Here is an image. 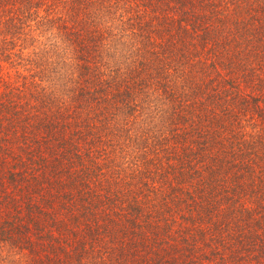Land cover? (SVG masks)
<instances>
[{
  "label": "trees",
  "instance_id": "1",
  "mask_svg": "<svg viewBox=\"0 0 264 264\" xmlns=\"http://www.w3.org/2000/svg\"><path fill=\"white\" fill-rule=\"evenodd\" d=\"M0 264H264V0H0Z\"/></svg>",
  "mask_w": 264,
  "mask_h": 264
}]
</instances>
